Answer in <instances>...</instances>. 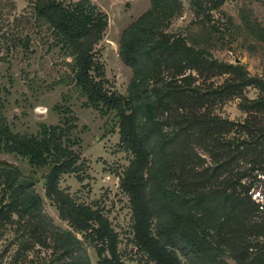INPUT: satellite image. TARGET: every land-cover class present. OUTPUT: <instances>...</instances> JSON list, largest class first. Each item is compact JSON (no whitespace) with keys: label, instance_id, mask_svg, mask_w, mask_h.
<instances>
[{"label":"rangeland","instance_id":"1","mask_svg":"<svg viewBox=\"0 0 264 264\" xmlns=\"http://www.w3.org/2000/svg\"><path fill=\"white\" fill-rule=\"evenodd\" d=\"M34 1L0 0V119L14 131L36 133L42 123H57L60 105H69L77 118L81 172L63 173L60 186L107 215L124 264H156L135 241L129 197L120 186L133 152L119 140L116 110L91 105L80 89L60 81L62 69L51 58L57 47L29 31ZM90 1L107 14L95 46L108 84L127 96L133 71L120 57L121 33L151 1ZM147 38L154 68L145 76L146 102L137 103L135 124L151 137L149 158L161 155L165 194L180 195L185 204L205 189L226 187L249 213L243 218L233 205L219 249L247 246L254 264H264V211L249 197L255 183L264 189L257 176L264 168V0H176L174 13ZM0 160L32 175L45 212L71 228L44 193L41 175L49 167L32 166L1 147ZM25 229L16 223L0 227V264H46L52 257L48 232ZM82 240L95 264L94 247Z\"/></svg>","mask_w":264,"mask_h":264},{"label":"trees","instance_id":"2","mask_svg":"<svg viewBox=\"0 0 264 264\" xmlns=\"http://www.w3.org/2000/svg\"><path fill=\"white\" fill-rule=\"evenodd\" d=\"M150 1L151 7L125 27L120 37V57L133 71L127 96L108 84L95 46L107 26V14L90 0H35L29 31L49 47H57L51 58L62 69L61 82L80 89L91 105L116 110L119 140L133 152L120 176V186L129 197L138 246L156 264H230L223 253L227 251L236 264H254L247 246L219 249L220 238L229 232L233 205L241 207L243 218L249 213L240 197L217 186L199 192L185 204L180 195L168 198L161 155L149 158L151 137L146 127L139 131L135 124L137 103L146 102L145 76L154 68L148 31L158 28L176 8V0ZM260 83L264 86V81ZM60 107L59 121L42 123L36 133L14 131L0 119V147L25 157L32 166L49 167L41 175L44 193L71 228L54 223L35 189L36 179L6 160H0V227L16 223L25 231H47L53 255L46 264H93L82 237L96 251L95 264H124L118 234L107 215L98 207L74 200L59 184L63 173L81 172L80 152L74 147L79 141L74 132L77 118L66 103Z\"/></svg>","mask_w":264,"mask_h":264},{"label":"built area","instance_id":"3","mask_svg":"<svg viewBox=\"0 0 264 264\" xmlns=\"http://www.w3.org/2000/svg\"><path fill=\"white\" fill-rule=\"evenodd\" d=\"M257 176L260 179V181L264 180V169L257 170ZM259 181V182H260ZM256 183L250 188L249 194L251 196V199L257 204L258 208L262 211H264V189L263 188H257Z\"/></svg>","mask_w":264,"mask_h":264}]
</instances>
